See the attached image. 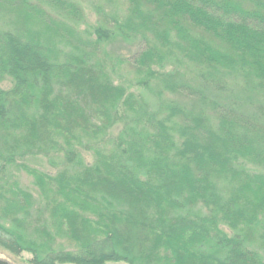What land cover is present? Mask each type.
<instances>
[{
	"label": "trees",
	"instance_id": "1",
	"mask_svg": "<svg viewBox=\"0 0 264 264\" xmlns=\"http://www.w3.org/2000/svg\"><path fill=\"white\" fill-rule=\"evenodd\" d=\"M127 3L85 35L71 0H0V247L31 264H264V0ZM115 37L140 40L137 86L189 107L161 117L116 85L100 58ZM120 115L131 123L101 145ZM50 152L55 174L20 164L36 210L5 174Z\"/></svg>",
	"mask_w": 264,
	"mask_h": 264
},
{
	"label": "rangeland",
	"instance_id": "2",
	"mask_svg": "<svg viewBox=\"0 0 264 264\" xmlns=\"http://www.w3.org/2000/svg\"><path fill=\"white\" fill-rule=\"evenodd\" d=\"M38 1V0H32ZM77 3L83 10L85 21L78 25L79 30L85 35L89 34L93 28H97L100 25H106L104 23L105 16L115 17L117 21H123L124 17L128 13L129 5L127 0H71ZM111 25L113 24L112 19H109ZM133 39V38H132ZM140 40L133 39L128 40L123 37H115L110 41L104 48L103 53L101 54V60H103L106 65L105 68L110 75V78L116 85L123 86L127 89L129 93H133L137 98L142 101L147 110L151 113H154L158 116H164L167 113V106L172 104L189 107L188 102L181 103L177 98L166 95L159 99L156 95L151 94L149 91L143 89L142 87L137 86V80L139 75L136 71L129 65L127 61L132 59L133 56L137 53V50L140 48ZM173 66L168 65L166 69L168 71L172 70ZM156 70L159 71L157 67ZM187 76H184L186 79H191L194 81L193 76L182 71ZM12 87L11 80L7 79L0 83V88L8 90ZM208 95L217 100L220 103L226 104V100L231 103L236 99L234 96H243L238 92L237 89H229L227 92H217L212 88L207 89ZM257 102V98H255ZM239 104L242 105V109L249 112V114H254L258 112L255 105L244 103L242 100H239ZM260 114V112H259ZM131 123L129 118H124L123 115H120L111 128L109 134L102 139L101 145H107L113 142L122 130ZM81 155L84 157V162L88 165L94 163L93 153L91 151H81ZM26 164L30 167L39 169L43 172L55 174L58 171L62 170L65 166L64 157L61 153L50 152L48 154H37V155H27L23 158H20L16 162V165L13 168H10L5 174L7 177L16 178L21 187L29 191L35 199L36 210L42 208V200L40 193L37 190L36 186L33 184V179L30 177L24 170L21 169L20 164ZM5 178L0 173V186L2 185ZM231 234L229 230L224 229ZM59 242L64 249L70 250V242L67 240H62ZM0 258L10 262V264H31L30 261L32 256L28 253H23L21 256H16L6 249L0 247ZM113 264V263H108ZM121 264V263H118Z\"/></svg>",
	"mask_w": 264,
	"mask_h": 264
},
{
	"label": "water",
	"instance_id": "3",
	"mask_svg": "<svg viewBox=\"0 0 264 264\" xmlns=\"http://www.w3.org/2000/svg\"><path fill=\"white\" fill-rule=\"evenodd\" d=\"M0 264H10V263H8V262L3 261L2 259H0Z\"/></svg>",
	"mask_w": 264,
	"mask_h": 264
}]
</instances>
